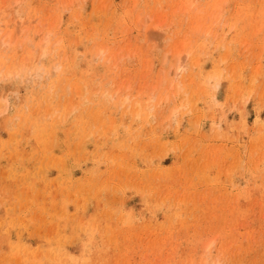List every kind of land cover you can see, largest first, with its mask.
Returning a JSON list of instances; mask_svg holds the SVG:
<instances>
[{
  "label": "rangeland",
  "instance_id": "rangeland-1",
  "mask_svg": "<svg viewBox=\"0 0 264 264\" xmlns=\"http://www.w3.org/2000/svg\"><path fill=\"white\" fill-rule=\"evenodd\" d=\"M0 264H264V0H0Z\"/></svg>",
  "mask_w": 264,
  "mask_h": 264
},
{
  "label": "bare ground",
  "instance_id": "bare-ground-1",
  "mask_svg": "<svg viewBox=\"0 0 264 264\" xmlns=\"http://www.w3.org/2000/svg\"><path fill=\"white\" fill-rule=\"evenodd\" d=\"M15 24H16V23H15ZM18 24H19V22H18ZM160 27H161V26H160ZM160 27L157 26V28H159V29H160ZM8 35H9V34H7V36H8ZM7 36H6V37H7ZM8 37H9V36H8ZM155 37H156V36H155ZM8 41H9V40H8ZM6 44H7V43H6ZM45 44H46V43H45ZM8 46H9V45H8ZM187 54H188V53H187ZM180 55H181V53H180ZM180 55H178V56H179V57H178V58H179V60H178L179 63H180V60H181V59H180V58H181ZM187 57H188V56H187ZM184 60H185V59H184ZM181 62H182V61H181ZM183 66H184V65H183ZM184 67H185V66H184ZM184 67H183V68H184ZM183 68H182V65L179 64V66H178L177 69H183ZM185 68H186V67H185ZM178 71H182V70H178ZM178 74H179V73H177V75H178ZM36 76H37V74H36ZM48 79H49V78H48ZM60 82H61V81H60ZM60 82H59V83H60ZM59 88H60V85H59ZM61 88H62V87H61ZM105 96H106V95H105ZM108 97H109V96H108ZM127 102H129V98H128V97H125L121 103H122V104H125V103H127ZM138 110H139V109H138ZM139 111H140V110H139ZM175 111H176V110H175ZM177 112H178V111H177ZM173 113H174V112H173ZM175 113H176V112H175ZM138 114H139V113H138ZM136 116L139 117V115H136ZM175 116H176V115H175Z\"/></svg>",
  "mask_w": 264,
  "mask_h": 264
}]
</instances>
